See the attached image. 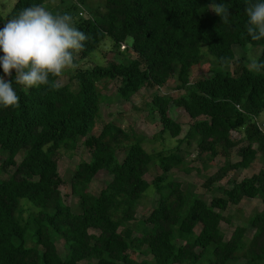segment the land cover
<instances>
[{
    "label": "trees",
    "instance_id": "1",
    "mask_svg": "<svg viewBox=\"0 0 264 264\" xmlns=\"http://www.w3.org/2000/svg\"><path fill=\"white\" fill-rule=\"evenodd\" d=\"M45 1L16 0L5 16L0 13V25ZM89 1L76 0L88 18L73 17L75 27L90 37L78 52L80 58L96 52L106 37L112 50L124 47L122 53L135 58L66 71L69 81L64 85L58 80L65 73L26 90L15 83L14 70L5 77L13 81L19 106H0V264H264V170L230 184L208 202L183 190V180L169 176L174 170L198 171L194 161H186L182 144L185 151L194 146L208 162L218 156L227 160L240 146L239 160L226 161L207 178L204 187L210 191L230 172L249 168L258 155L264 159V134L256 122L264 116V69L249 70L245 57L234 61V47H251L260 48L257 58L264 62V39L252 41L246 32L247 0H105L95 8ZM215 4L229 10L227 23L202 14ZM209 56L215 64L212 77L191 83V69ZM231 63L236 64L229 73L224 68ZM0 73L4 75L2 68ZM173 78L174 89L184 94L154 95L149 107L160 135L173 140L182 134V125L172 119L171 109L192 120L175 152L153 156L131 126L116 121L91 134L101 120V105L129 103L147 84L161 89ZM118 81L115 98L104 96ZM81 139L89 160L79 162L70 179V194L79 204L73 212L61 195L58 164L63 155L73 157ZM154 162L160 174L148 182ZM102 174L110 181L93 195L89 187ZM150 188L156 204L137 223L140 235L131 238L126 224L134 221ZM244 200H260L263 211L238 222L226 240L219 226L230 225L232 217L224 213L230 206L239 211ZM135 251L144 260H134Z\"/></svg>",
    "mask_w": 264,
    "mask_h": 264
},
{
    "label": "rangeland",
    "instance_id": "2",
    "mask_svg": "<svg viewBox=\"0 0 264 264\" xmlns=\"http://www.w3.org/2000/svg\"><path fill=\"white\" fill-rule=\"evenodd\" d=\"M16 0H0V13L2 16H5ZM105 0H90L88 2L91 8L101 7L104 4ZM45 5L49 10L53 12H67L71 14L74 18H88V13L85 9L78 6L76 0H46ZM212 7H209L202 11L203 15H216L211 11ZM6 23V22H4ZM3 25V24H2ZM0 25V26H2ZM112 40L109 37H106L102 46L88 58L82 60L78 52H74V62L78 65L74 70H66L67 72H74L77 69H88L95 65L105 66L110 60H119V61H129L135 58L133 55H129L120 52L114 51L111 48ZM235 58L234 61H237L241 57H245V66L250 70L249 63L252 58H257L260 53V48H233ZM236 63H231L227 65L224 69L232 73L235 68ZM215 70V64L211 56L206 57L202 64L198 67L191 69L190 71V82L200 78L209 79L212 77ZM65 71V74L58 80L59 85L67 84L69 81V73ZM0 76H3L0 73ZM175 78L168 81L166 85L158 89L157 87L147 84L144 89H142L138 94L131 97L129 103L123 101H118L116 103H111L109 105H101V120L97 123L96 128L92 130L91 134H98L106 122L116 121L119 125L127 127L131 126L135 133L142 138L143 146L146 151L152 154L155 157L159 155H169L175 152V148L180 146L179 141L183 140L186 132L193 123L189 119L187 114L180 109H171L170 114L172 119L182 125V134L176 140L171 139L168 135H160L161 126L157 121V118L150 113L151 109L149 107L150 101L154 95H162L168 97H177L184 92L176 91L174 87L177 85V82L174 81ZM72 90L75 89V85L71 83ZM119 86V81L108 86L105 91H103L104 96L114 99L116 94V89ZM24 89H28L25 88ZM260 130L264 133V116H260L256 120ZM231 137H239L236 133H231ZM180 148H183V152L188 153L185 157L186 161L191 163L194 161L192 166H197L198 171H192L189 174L174 170L169 176L174 178H180L183 180V190H187L196 194L204 202H208L211 197H220L222 196L223 189L229 188L232 183H239L243 179H248L253 175H256L260 170H264V159L258 155L257 159L251 164V166L245 170L232 171L226 178H224L220 183L213 185L212 190H207L204 187V183L211 175L218 171L226 161L235 162L239 160L238 150L240 146L234 148L230 152L229 158L226 160L222 156L216 157L212 162L206 161V156H199L196 148L193 146L190 150L185 151L186 147L182 144ZM122 157V156H121ZM120 157V158H121ZM4 160V156L0 153V165ZM21 156L16 158V161L19 162ZM89 153L87 148L84 146V139H81L78 143V147L75 150L73 157L69 159L66 155H63L58 164V172L63 180V185L60 188L61 195L64 203L71 208L73 212L79 211L78 199L70 194V179L74 173V170L77 164L81 161H88ZM160 174V169L158 167V162L153 163V167L149 175L146 176L148 182H152L155 177ZM7 175H3V178H6ZM110 181V178L105 174L99 176L98 179L92 181L89 192L93 195L97 194L104 186ZM157 200V195L153 188H150L145 193V198L142 200L136 210V216L133 222L126 224V230L131 232V238L138 237L139 231L137 228V223L141 221L144 216L148 215L151 209L155 206ZM25 201L22 200V203ZM25 206V205H24ZM239 211L235 207L230 206L228 210L224 213V216L232 217V222L230 225L220 224L219 228L224 234V238L227 240L230 234L234 231L238 222L240 223L245 221L254 214L263 211V206L260 200H244L242 204L238 207ZM251 230L248 229V234ZM123 234V233H122ZM57 251L59 255L63 258L65 256V250L63 248V242L59 241L56 243ZM134 260L140 262L144 260V256L140 251H135L132 253ZM150 259V258H146Z\"/></svg>",
    "mask_w": 264,
    "mask_h": 264
},
{
    "label": "clouds",
    "instance_id": "3",
    "mask_svg": "<svg viewBox=\"0 0 264 264\" xmlns=\"http://www.w3.org/2000/svg\"><path fill=\"white\" fill-rule=\"evenodd\" d=\"M212 12L228 22L229 10L223 4L212 5ZM246 32L252 41L264 39V0H247ZM90 37L75 27L71 14L53 12L43 4L32 5L0 26V106L18 107L19 97L13 88L15 83L25 88L48 85L49 77H61L66 70H74V52L84 49ZM252 71L264 69V62L252 58Z\"/></svg>",
    "mask_w": 264,
    "mask_h": 264
},
{
    "label": "built area",
    "instance_id": "4",
    "mask_svg": "<svg viewBox=\"0 0 264 264\" xmlns=\"http://www.w3.org/2000/svg\"><path fill=\"white\" fill-rule=\"evenodd\" d=\"M121 49L123 50L124 49V47H121ZM238 108V107H237ZM264 134V133H263Z\"/></svg>",
    "mask_w": 264,
    "mask_h": 264
}]
</instances>
